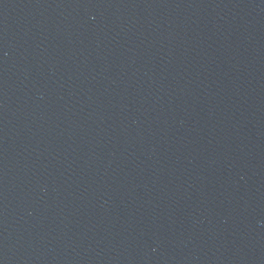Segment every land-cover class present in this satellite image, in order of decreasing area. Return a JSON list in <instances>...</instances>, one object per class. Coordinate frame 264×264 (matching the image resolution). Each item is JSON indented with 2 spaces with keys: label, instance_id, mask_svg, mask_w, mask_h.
I'll list each match as a JSON object with an SVG mask.
<instances>
[{
  "label": "water",
  "instance_id": "95a60500",
  "mask_svg": "<svg viewBox=\"0 0 264 264\" xmlns=\"http://www.w3.org/2000/svg\"><path fill=\"white\" fill-rule=\"evenodd\" d=\"M0 264H264V0H0Z\"/></svg>",
  "mask_w": 264,
  "mask_h": 264
}]
</instances>
